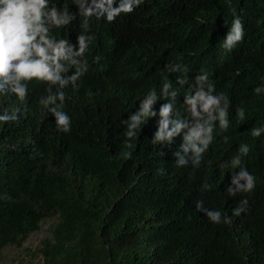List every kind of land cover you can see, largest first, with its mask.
I'll return each mask as SVG.
<instances>
[{
    "label": "trees",
    "instance_id": "obj_1",
    "mask_svg": "<svg viewBox=\"0 0 264 264\" xmlns=\"http://www.w3.org/2000/svg\"><path fill=\"white\" fill-rule=\"evenodd\" d=\"M231 3L245 29L231 52L221 47L234 18L227 0H144L113 23L93 17L86 33L96 36L86 54L89 71L78 90L66 89L70 133L58 132L55 117L39 104L46 85H30L27 105L15 94L0 96V114L20 110L16 121L0 124V263L7 248H22L54 218L50 238L26 264H264V134H249L264 126V94L253 92L264 85V0ZM70 11L79 10L70 4ZM81 22L77 15L54 35L77 44ZM174 62L188 69L182 88L175 83L180 74L164 67ZM201 69L229 97L231 125L214 133L199 168L176 166L182 137L152 144L158 116L142 126L131 158H119L127 150L121 121L144 95L169 79L180 90L182 111ZM164 102L154 106L157 113ZM238 106L245 108L243 122L235 118ZM223 135L230 137L226 144ZM241 143L251 146L242 166L256 177V189L248 211L237 217L232 211L247 194L229 196L227 187L239 169L219 165ZM198 201L230 222L213 224L197 210Z\"/></svg>",
    "mask_w": 264,
    "mask_h": 264
},
{
    "label": "clouds",
    "instance_id": "obj_2",
    "mask_svg": "<svg viewBox=\"0 0 264 264\" xmlns=\"http://www.w3.org/2000/svg\"><path fill=\"white\" fill-rule=\"evenodd\" d=\"M118 2V6H115ZM144 0H63L62 6L53 5L51 0H0V96L15 94L17 99L27 105L30 85L34 82L44 84L46 96L39 98V104L55 117L56 130L62 133L71 132V118L63 110L66 100V89L78 90L79 81L89 71L86 54L95 41L91 33L90 21L106 18L113 23L121 14H130ZM228 10L234 17L230 30L221 44L222 49L231 52L245 36L242 19L227 0ZM70 4L78 8V13L70 11ZM82 18L80 27L83 29L77 36V44L69 39L58 38L54 33L66 28L72 21ZM101 57L95 56L94 63H99ZM182 57H177V61ZM165 70L169 73H179L175 83L181 88L189 84L183 73L188 69L180 63H166ZM71 69V72H70ZM74 70V71H73ZM72 73V74H69ZM259 96L264 94V85L253 89ZM180 90L173 87L172 81L164 79L159 91L149 90L140 100L139 108L130 113L128 119L122 120L123 135L126 137L124 148L119 158L130 159L136 147L134 143L142 126L150 118L159 117L157 130L151 140L153 145H172L177 137H182V143L173 155L177 167L188 166L199 168L204 154L215 141L217 129L227 133L230 129V99L224 93H217L214 81L204 69L195 76L194 85H190L184 94L183 110L177 107V97ZM161 104L159 112L154 110L158 101ZM19 109L9 113L7 109L0 114V124L16 121ZM237 122L247 119L245 108L235 109ZM252 138H260L264 134V126L252 127L249 131ZM230 137L222 136V143H228ZM251 146L241 143L237 154L231 160L223 161L219 167L224 169H239L232 174L231 185L227 194L235 197L238 193L247 194L232 211V215L240 216L249 209L250 196L256 189V177L242 166V159L249 155ZM203 189H210L205 181ZM197 210L203 211L213 224L229 223L230 217H222L219 210L204 207L203 201L196 203Z\"/></svg>",
    "mask_w": 264,
    "mask_h": 264
},
{
    "label": "rangeland",
    "instance_id": "obj_3",
    "mask_svg": "<svg viewBox=\"0 0 264 264\" xmlns=\"http://www.w3.org/2000/svg\"><path fill=\"white\" fill-rule=\"evenodd\" d=\"M54 222V218L46 220L42 224L41 230L32 234L22 248H7L4 251L3 262L0 264H26L32 261L34 251L39 247L40 243L50 238L51 227Z\"/></svg>",
    "mask_w": 264,
    "mask_h": 264
}]
</instances>
